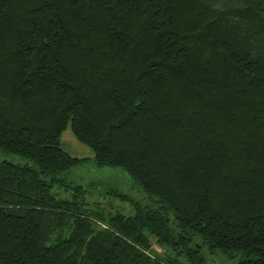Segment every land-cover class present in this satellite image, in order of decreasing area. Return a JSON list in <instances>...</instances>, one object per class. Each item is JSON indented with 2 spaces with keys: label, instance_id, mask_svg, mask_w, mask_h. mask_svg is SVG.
Here are the masks:
<instances>
[{
  "label": "trees",
  "instance_id": "obj_1",
  "mask_svg": "<svg viewBox=\"0 0 264 264\" xmlns=\"http://www.w3.org/2000/svg\"><path fill=\"white\" fill-rule=\"evenodd\" d=\"M0 152V264H264V0H0Z\"/></svg>",
  "mask_w": 264,
  "mask_h": 264
},
{
  "label": "rangeland",
  "instance_id": "obj_2",
  "mask_svg": "<svg viewBox=\"0 0 264 264\" xmlns=\"http://www.w3.org/2000/svg\"><path fill=\"white\" fill-rule=\"evenodd\" d=\"M62 147L71 156L77 158L92 159V151L85 145L78 142L67 128L61 136ZM6 161L13 164H30L26 159L19 156L0 152V162ZM59 178L71 185H81L86 190V198L89 202L100 203L107 207L111 205L112 212H119L125 216L134 214L133 208L128 202H122L117 197L109 194V191L115 190L120 194H128L134 199H139V188L136 187L129 176L119 168L97 167L91 161L85 162L76 168H72L58 175ZM134 185V186H133ZM134 187V188H133ZM53 192L59 197H66L70 192H66L62 187L55 185ZM155 252L161 253L163 250L155 243L152 248ZM207 264H236L235 261H228L216 258L215 255H207Z\"/></svg>",
  "mask_w": 264,
  "mask_h": 264
}]
</instances>
